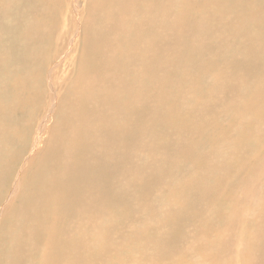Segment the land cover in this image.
Listing matches in <instances>:
<instances>
[{"label":"bare ground","instance_id":"6f19581e","mask_svg":"<svg viewBox=\"0 0 264 264\" xmlns=\"http://www.w3.org/2000/svg\"><path fill=\"white\" fill-rule=\"evenodd\" d=\"M0 264H264V0H0Z\"/></svg>","mask_w":264,"mask_h":264}]
</instances>
